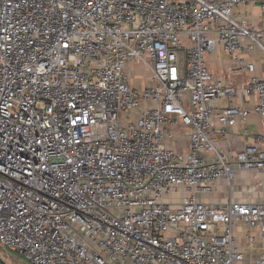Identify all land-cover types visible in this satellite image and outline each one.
I'll return each mask as SVG.
<instances>
[{
  "label": "built area",
  "instance_id": "1",
  "mask_svg": "<svg viewBox=\"0 0 264 264\" xmlns=\"http://www.w3.org/2000/svg\"><path fill=\"white\" fill-rule=\"evenodd\" d=\"M246 5L264 11L0 0V246L30 264H264V201L199 197L237 169L264 172L258 143L227 155L213 141L264 117V76L246 60L264 56V32ZM219 44L243 88L212 81Z\"/></svg>",
  "mask_w": 264,
  "mask_h": 264
},
{
  "label": "crops",
  "instance_id": "2",
  "mask_svg": "<svg viewBox=\"0 0 264 264\" xmlns=\"http://www.w3.org/2000/svg\"><path fill=\"white\" fill-rule=\"evenodd\" d=\"M241 9L248 16L249 22L264 32V11L256 5H246ZM261 41L264 45V37ZM246 60L254 64L258 75L264 76V56L259 50L246 56ZM205 62L212 74L213 82L232 83L237 88L245 86L247 73L233 71L237 64L224 53L220 44L214 52L205 54ZM232 102L238 106L251 108L256 102V97L237 95ZM219 103L224 105L227 101L220 100ZM245 130L248 134H244ZM213 141L217 148L227 155L234 154L246 145L254 143L264 148V117L250 115L245 122H239L230 128L227 134L214 136ZM199 197L209 202L264 201V172L255 169H237L229 183L225 179H220L213 193L199 195Z\"/></svg>",
  "mask_w": 264,
  "mask_h": 264
},
{
  "label": "rangeland",
  "instance_id": "3",
  "mask_svg": "<svg viewBox=\"0 0 264 264\" xmlns=\"http://www.w3.org/2000/svg\"><path fill=\"white\" fill-rule=\"evenodd\" d=\"M133 69L134 70H131V75L133 76L134 73L133 81L134 83L138 84L140 79L137 76L146 77L147 73L141 68L134 67ZM0 256L3 258L6 264H30L27 260L21 259L20 257L14 255L11 250L5 249L1 246H0Z\"/></svg>",
  "mask_w": 264,
  "mask_h": 264
},
{
  "label": "water",
  "instance_id": "4",
  "mask_svg": "<svg viewBox=\"0 0 264 264\" xmlns=\"http://www.w3.org/2000/svg\"><path fill=\"white\" fill-rule=\"evenodd\" d=\"M0 264H6V262L3 260L1 256H0Z\"/></svg>",
  "mask_w": 264,
  "mask_h": 264
}]
</instances>
